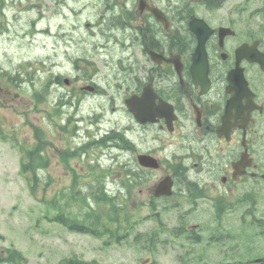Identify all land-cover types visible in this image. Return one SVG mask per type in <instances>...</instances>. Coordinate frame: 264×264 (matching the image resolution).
Segmentation results:
<instances>
[{"label": "flooded vegetation", "instance_id": "1", "mask_svg": "<svg viewBox=\"0 0 264 264\" xmlns=\"http://www.w3.org/2000/svg\"><path fill=\"white\" fill-rule=\"evenodd\" d=\"M37 1L41 0H0V39L3 33L16 32L20 14ZM69 1L74 3L77 20L63 23V30L59 27L57 33L41 31L46 45L58 47L66 44L63 36L73 40L77 34L88 43L100 41L98 3ZM118 1H124L125 15L110 7V22L103 23L110 29H124L126 57L119 59L123 73L113 64L110 79L102 83L93 63L94 53L68 70L79 88L67 91L59 87L63 84L59 70L44 67L46 76L50 79L54 74L56 82L54 86L47 83L43 90L47 98L44 136L51 138L53 107L62 111L60 119H66L71 111L77 113L72 117L75 123L91 131L90 136L99 135L100 99L109 98L111 111H116L124 124L123 158L127 162L119 171L128 179L124 208L130 211V206L140 205L143 223L153 225L150 232L158 235V240L165 225L169 227L172 239L168 241L177 253V264H210L206 254L200 253H205L201 246L205 240L220 245L217 264H228L229 258L230 264H241L240 256H227L224 250L229 223L249 227L251 238L262 241L253 246L254 252L264 250V31L243 19L242 6L227 8L228 0H148L149 7L143 11L139 0ZM41 7L37 13L44 12ZM6 18L7 23L3 21ZM193 18L203 21L194 20L192 26ZM81 21L92 25L87 34L78 24ZM206 24L212 33L204 48L198 49L204 31L201 26ZM58 35L65 43H56ZM256 42L258 56L242 49ZM91 50L83 47L81 52ZM9 72L0 68V135L9 126L3 111L11 109L17 101L14 94L22 87L19 71ZM85 86L93 87L94 92ZM64 96L81 98L77 110H68ZM8 129L16 131L14 126ZM87 134L81 132V139ZM142 155L159 163V168H141ZM165 160L172 164L164 165ZM167 177L172 181L170 195L156 196ZM205 214L212 226L197 218ZM161 253L163 257L168 251ZM79 258L78 264H84L89 257L82 254Z\"/></svg>", "mask_w": 264, "mask_h": 264}, {"label": "rangeland", "instance_id": "2", "mask_svg": "<svg viewBox=\"0 0 264 264\" xmlns=\"http://www.w3.org/2000/svg\"><path fill=\"white\" fill-rule=\"evenodd\" d=\"M46 1V0H45ZM94 0H83L81 3H92ZM242 1V2H241ZM60 4L62 0L58 1ZM71 2V1H68ZM105 0H96L97 6L104 4ZM66 3V2H65ZM64 3V4H65ZM47 7H52L51 2H45ZM63 4V5H64ZM236 4H247L248 8L244 13L245 21H249L252 26L264 25V18L261 16H254L255 19L251 20L248 16L255 11L257 8L261 7L263 0H228L226 7L230 8ZM72 5L70 7L62 6L59 12L56 14H47L41 22L35 21L36 25L29 24L28 21L31 16L23 15L20 20V25H16V29L22 35L32 29L31 36H34L36 41L29 40L23 37L7 38L8 35L5 34L0 39V60L3 58H9L10 62L6 66L0 64V68L8 70L7 68H15L22 62H26L32 58L42 59L46 57L57 55L55 53H78L81 47H89L95 51V62L99 68L102 83L110 79L111 68L108 67L107 63V52L105 47L109 48L111 43L107 41L100 40L98 42H87L82 34H77L70 40L67 39L69 44L61 41V35L56 38V43L60 42L61 45L54 47L51 45H46L47 40L45 35L41 34V31L50 29L51 32L57 33V29L63 30L62 24L67 22H72L75 19V14L70 13ZM93 12V11H91ZM110 15V14H109ZM36 17V16H35ZM34 17V18H35ZM234 18V17H233ZM110 21L107 20V23ZM73 24L75 22H72ZM245 23V22H244ZM83 29L85 28L83 22H79ZM82 29V30H83ZM85 30V29H84ZM83 30V31H84ZM66 31V30H65ZM86 31V32H85ZM84 32L87 34V30ZM15 32H13L14 34ZM85 35V34H84ZM86 36V35H85ZM6 39V40H5ZM71 41V42H70ZM54 42H52V45ZM93 46V47H92ZM60 56H57L59 58ZM120 59L126 57L124 52L118 50L114 64ZM54 58V59H55ZM53 59V61H54ZM61 63H64V59H61ZM68 72L64 68H61ZM30 78V77H29ZM31 85V83H27ZM24 87H28L24 85ZM19 106L25 108L23 111L28 112V118L21 113L16 114L17 110H5L4 120L8 122L9 126L15 125L19 130V141L24 143H29L31 136V128L28 122H33L37 124V119L41 116L38 112L31 110V106L34 105L32 99L30 98V93L21 94L19 98ZM42 107V106H41ZM36 117V118H35ZM57 138V137H56ZM58 145L62 147L65 146V141L57 142ZM56 149L52 153H55ZM53 155V171H52V182L46 192L47 199L55 197L59 191L70 185V177L65 174L57 161V158ZM13 157V159H11ZM3 161V168L0 163V171H4L5 168L11 170L9 175L5 172H0V248L16 247L17 249L23 251L28 259L27 264H57L59 259L63 256H71L74 253L77 256L82 254L89 255L91 257H97L104 264H136L140 258L141 261L147 259L149 256L144 250L139 249L132 244H116L112 243L109 246H104V239H99L94 236L79 234L76 232H70L66 227L61 224L51 223L48 220L45 221L41 217L43 216V211L45 210L44 204L39 201L38 198L42 196L43 186L40 187V192L37 197H34L28 188L26 179L21 177L18 173V161L19 155L9 149L8 145L0 144V161ZM13 160V162H10ZM46 182V177L43 178ZM87 180V179H85ZM123 178L118 175H109L107 177L108 190L109 193H115L119 189L123 190L122 181ZM86 194H90L88 191ZM148 219V218H147ZM148 229H153V226L148 224H141L135 230L130 233L129 240L133 241L136 233H144ZM231 229L233 227L231 226ZM150 231V230H149ZM136 232V233H135ZM235 237L229 238L226 244V251L229 255L243 252L247 249V246H255L256 243L260 244L262 241L257 237L251 239L239 238L237 233ZM90 251L96 252L99 256H94ZM99 251H104L103 254L98 253ZM254 259V254H248L244 260L248 262ZM152 261V258L151 260ZM147 262V264H154ZM177 264L172 256L161 257L160 264ZM146 264V263H145ZM159 264V263H157Z\"/></svg>", "mask_w": 264, "mask_h": 264}, {"label": "bare ground", "instance_id": "3", "mask_svg": "<svg viewBox=\"0 0 264 264\" xmlns=\"http://www.w3.org/2000/svg\"><path fill=\"white\" fill-rule=\"evenodd\" d=\"M106 2L108 3L109 0H106L104 2V4H101L100 8H99L100 9V13L99 14H100V17H101L100 18L101 30H100L99 38H101V40H103V41H107V42L111 43L109 45V48L106 45L105 50L107 52L108 65H109V67L112 68L113 64H114V61H115V58H116V55L118 53V50H121V52H124L123 51V46H122V44L124 42V37H123L124 36V33H123L124 29H123V27L120 28V29H118V28H111L110 29V28L106 27V23H103V20H104V9H105L104 5L106 4ZM86 9L87 8H84V10H86ZM114 9L117 10V12L119 13L118 15H120L121 13H123L125 15V11L123 9H121L119 7H115ZM109 10H112V9H109ZM107 18H108V15H107ZM15 30H16V32L14 34L12 33L10 35L11 38H15V39L17 37L22 38V35L18 32V30L17 29H15ZM5 34H10V33L8 32V33H5ZM5 34L3 33L2 36H4ZM62 38L66 41L67 44H69L68 40H67V36H63ZM69 51H70V53H66V52H64V53H62V52L61 53H55V55L60 56L59 58H57V56H56V58L54 56L50 57L51 59H49V60H50V62L52 64V66L60 69L61 71H63L61 68H64L67 71L70 70V68L74 69L73 66L78 64L80 60H82V59L94 54L96 50L95 51L91 50V52L88 53V54L85 53V52H81V51H83V47L80 48V51H78V53H72L71 50H69ZM62 58L64 59V63H61V59ZM53 59H54V61H53ZM119 59H120V57H119ZM64 72H66V71H64ZM32 80H33L32 78L27 77V78H23L22 80H19V83L22 84V86H24L27 83H31L32 84Z\"/></svg>", "mask_w": 264, "mask_h": 264}, {"label": "trees", "instance_id": "4", "mask_svg": "<svg viewBox=\"0 0 264 264\" xmlns=\"http://www.w3.org/2000/svg\"><path fill=\"white\" fill-rule=\"evenodd\" d=\"M23 166H25V164H23ZM34 181H35V183H37L38 182V178L34 177ZM85 218H90V217L86 215ZM84 229H86V227H84ZM5 256L6 257H4L0 253V263L8 262L9 264H24V262H25L23 254H21L18 251H15V250H8L7 254Z\"/></svg>", "mask_w": 264, "mask_h": 264}]
</instances>
